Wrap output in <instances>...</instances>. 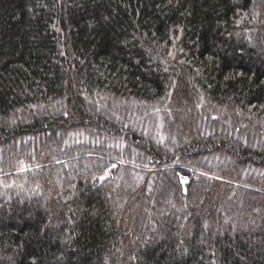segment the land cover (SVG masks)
Here are the masks:
<instances>
[{"label":"trees","instance_id":"trees-1","mask_svg":"<svg viewBox=\"0 0 264 264\" xmlns=\"http://www.w3.org/2000/svg\"><path fill=\"white\" fill-rule=\"evenodd\" d=\"M0 264H264V0H0Z\"/></svg>","mask_w":264,"mask_h":264},{"label":"rangeland","instance_id":"rangeland-1","mask_svg":"<svg viewBox=\"0 0 264 264\" xmlns=\"http://www.w3.org/2000/svg\"><path fill=\"white\" fill-rule=\"evenodd\" d=\"M109 175V172H106L103 177L106 178Z\"/></svg>","mask_w":264,"mask_h":264}]
</instances>
